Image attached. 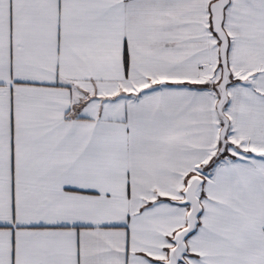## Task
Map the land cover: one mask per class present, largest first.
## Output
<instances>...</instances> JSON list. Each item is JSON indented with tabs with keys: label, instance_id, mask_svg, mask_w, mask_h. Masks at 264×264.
I'll return each instance as SVG.
<instances>
[{
	"label": "snow or ice",
	"instance_id": "6c2138e0",
	"mask_svg": "<svg viewBox=\"0 0 264 264\" xmlns=\"http://www.w3.org/2000/svg\"><path fill=\"white\" fill-rule=\"evenodd\" d=\"M0 264H264V0H0Z\"/></svg>",
	"mask_w": 264,
	"mask_h": 264
}]
</instances>
